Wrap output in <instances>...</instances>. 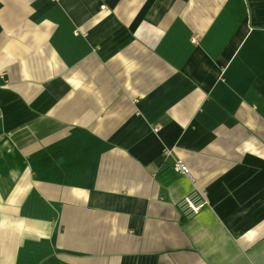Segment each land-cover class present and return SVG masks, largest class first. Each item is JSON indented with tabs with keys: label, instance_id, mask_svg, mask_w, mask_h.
Instances as JSON below:
<instances>
[{
	"label": "crops",
	"instance_id": "obj_1",
	"mask_svg": "<svg viewBox=\"0 0 264 264\" xmlns=\"http://www.w3.org/2000/svg\"><path fill=\"white\" fill-rule=\"evenodd\" d=\"M0 264H264V0H0Z\"/></svg>",
	"mask_w": 264,
	"mask_h": 264
},
{
	"label": "built area",
	"instance_id": "obj_2",
	"mask_svg": "<svg viewBox=\"0 0 264 264\" xmlns=\"http://www.w3.org/2000/svg\"><path fill=\"white\" fill-rule=\"evenodd\" d=\"M101 9H104V7H101ZM192 40L195 42L196 37H193ZM172 169L176 174L182 175L192 180V177L188 169L180 161H176L173 164ZM206 205H207V201H206L205 195L203 193L195 191L191 193L190 195L184 197L182 201L178 203V209L182 215L186 217H190V216L198 214L200 210L204 208Z\"/></svg>",
	"mask_w": 264,
	"mask_h": 264
},
{
	"label": "trees",
	"instance_id": "obj_3",
	"mask_svg": "<svg viewBox=\"0 0 264 264\" xmlns=\"http://www.w3.org/2000/svg\"><path fill=\"white\" fill-rule=\"evenodd\" d=\"M155 177L165 187L174 180L175 175L169 166L164 165Z\"/></svg>",
	"mask_w": 264,
	"mask_h": 264
}]
</instances>
